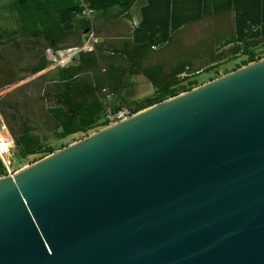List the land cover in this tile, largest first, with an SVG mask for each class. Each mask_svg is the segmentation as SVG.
<instances>
[{
	"label": "water",
	"instance_id": "95a60500",
	"mask_svg": "<svg viewBox=\"0 0 264 264\" xmlns=\"http://www.w3.org/2000/svg\"><path fill=\"white\" fill-rule=\"evenodd\" d=\"M0 264H264V60L0 177Z\"/></svg>",
	"mask_w": 264,
	"mask_h": 264
},
{
	"label": "trees",
	"instance_id": "16d2710c",
	"mask_svg": "<svg viewBox=\"0 0 264 264\" xmlns=\"http://www.w3.org/2000/svg\"><path fill=\"white\" fill-rule=\"evenodd\" d=\"M82 2L10 0L6 5L5 10L14 11L13 16H16L19 26V31L13 34H21L24 39L39 38V47L42 49L39 50L37 62L30 69L32 75L40 74L51 65L46 50L54 53L66 50L72 37L79 38L83 34L89 24L82 16L83 4L86 3L96 14L104 17L117 10L115 18L123 16L131 19V10L138 0ZM228 12L234 13L235 30L225 39L222 47L235 45L234 54L241 51L247 56L243 64L247 66L258 60L255 49L264 42V0H146L141 9V21L133 31L132 39L119 47H111L113 51L110 59L119 58L122 65L111 64L104 74L99 71L100 56L104 57V53L101 45L97 44L93 52H81L74 57L70 66L58 68L45 76L50 86L46 95L54 100L49 114L57 123L59 133H56V138L63 140L78 133L87 134L99 127L101 121V127H108L106 115L110 109L120 110L135 105L132 110L136 113L191 91L199 83L193 80L183 84L180 76L192 67V62L181 63L168 74L164 72L163 65L144 67L143 62L155 49L171 43L173 35L184 27ZM25 14L37 19L39 25L33 24V32L30 30L31 19L24 18ZM18 18H22V21L19 22ZM92 71L93 75L90 74ZM138 74L151 83L155 92L151 97L129 105L121 98L122 90L129 86V79ZM107 89L118 96L116 104L106 101L104 91ZM9 106L14 113H18L16 106ZM14 137L15 155L20 160L37 155L47 157L56 151L54 147L44 145L30 125L23 124ZM6 175L7 170L0 161V177Z\"/></svg>",
	"mask_w": 264,
	"mask_h": 264
},
{
	"label": "rangeland",
	"instance_id": "374dc122",
	"mask_svg": "<svg viewBox=\"0 0 264 264\" xmlns=\"http://www.w3.org/2000/svg\"><path fill=\"white\" fill-rule=\"evenodd\" d=\"M9 1L0 0V139L11 137L15 142L14 134L20 132L23 124H27L33 127L34 133L44 145L54 147L55 152H58L105 129L106 127H101V121L99 127L87 134L78 133L63 140L57 139L56 133H59L57 123L49 114V108L54 100L46 95V90L50 86L45 76L58 68L70 66L74 57L78 55L77 51L75 52L76 48L78 51L86 48L84 52H88L90 49H87L86 42L91 31L95 45H101L104 53V57L100 56L99 71L104 74L111 64L122 65L119 58L110 59L113 51L111 47H119L123 42L131 40L139 20L132 16L131 19L123 16L115 18V15L104 17L95 13L83 34L68 41V49L57 53L46 50L45 54L51 65L40 74L32 75L30 69L37 62L39 50L42 49L39 47V38L24 39L21 34H13L19 31V26L16 16H13L14 11L5 10ZM23 17L31 19L29 14ZM36 20L35 17L31 19L29 26L32 32L35 30L34 26L39 25ZM18 21L21 22L22 18H18ZM234 30L233 12L193 23L175 33L171 43L155 49L143 62V66L163 65L164 72L168 74L175 66L190 61L192 67H189L180 79L183 80V84L196 80L199 84L192 89L195 90L237 71L239 67H245L243 64L247 56L241 51L234 54L235 45L222 47L225 39L229 38ZM40 44L43 45L42 42ZM255 52L257 61L264 60V42L255 49ZM93 73L94 71L90 74ZM128 83L129 86L122 90L121 98L129 105L151 97L155 92L154 87L142 74L130 78ZM109 91L110 89H107L110 97L107 99L108 95L104 96L106 101L116 104L118 96ZM9 105L16 106L18 113H14ZM134 107L135 105H132L131 109ZM15 151L16 148L9 159L12 175L46 158L37 155L20 160L16 157Z\"/></svg>",
	"mask_w": 264,
	"mask_h": 264
},
{
	"label": "built area",
	"instance_id": "2783aa9c",
	"mask_svg": "<svg viewBox=\"0 0 264 264\" xmlns=\"http://www.w3.org/2000/svg\"><path fill=\"white\" fill-rule=\"evenodd\" d=\"M95 14V11L87 6H84V10L82 12V16L86 21H91V17H93ZM88 41L86 42L88 48L90 49L88 52H93L94 51V47H95V39L93 37V32L91 31L89 36H88ZM85 49H83L82 51H78V49H75V52L77 51V53H81L84 52ZM104 93L108 96H106V98L110 97L109 95L111 94H107V91H104ZM107 98V99H108ZM135 114L133 110L131 108L128 107H123L120 110H108L107 115H106V120L108 121L109 126L111 125H115L118 124L120 122H123L131 117H133ZM15 148V142L13 141V139L11 137H2V139H0V161L3 163V165L5 166L7 173L11 174V163L9 161L13 150Z\"/></svg>",
	"mask_w": 264,
	"mask_h": 264
},
{
	"label": "crops",
	"instance_id": "0c3cea01",
	"mask_svg": "<svg viewBox=\"0 0 264 264\" xmlns=\"http://www.w3.org/2000/svg\"><path fill=\"white\" fill-rule=\"evenodd\" d=\"M81 2L83 1L84 2V0H80ZM82 2V3H83ZM146 4V0H138V2L134 5V7L132 8V10H131V16H132V18H134V19H138L139 21H138V24L140 23V21H141V9H142V7L144 6ZM83 6H87V7H89L86 3L85 4H83ZM90 8V7H89ZM92 9V8H91ZM95 11V10H94ZM114 13H117V10H114V11H111V12H109V14L107 15V16H113L114 15ZM158 49V48H157Z\"/></svg>",
	"mask_w": 264,
	"mask_h": 264
},
{
	"label": "bare ground",
	"instance_id": "6f19581e",
	"mask_svg": "<svg viewBox=\"0 0 264 264\" xmlns=\"http://www.w3.org/2000/svg\"><path fill=\"white\" fill-rule=\"evenodd\" d=\"M25 169V168H24ZM24 169H22V170H24Z\"/></svg>",
	"mask_w": 264,
	"mask_h": 264
}]
</instances>
